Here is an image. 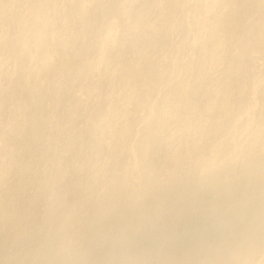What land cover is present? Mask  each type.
<instances>
[{
    "label": "bare ground",
    "instance_id": "bare-ground-1",
    "mask_svg": "<svg viewBox=\"0 0 264 264\" xmlns=\"http://www.w3.org/2000/svg\"><path fill=\"white\" fill-rule=\"evenodd\" d=\"M0 264H264V0H0Z\"/></svg>",
    "mask_w": 264,
    "mask_h": 264
},
{
    "label": "rangeland",
    "instance_id": "rangeland-1",
    "mask_svg": "<svg viewBox=\"0 0 264 264\" xmlns=\"http://www.w3.org/2000/svg\"><path fill=\"white\" fill-rule=\"evenodd\" d=\"M121 56H122V55H121ZM121 56H119V57L116 56V57H118V59H115L116 57L114 58V60H116V61H114V67H115V66H116V67H117V66H121V65L124 63V56H122L123 58H122ZM121 58H122V59H121ZM119 59H121L122 61L119 60ZM117 62H118V63H117ZM119 62L122 63V64H120ZM119 64H120V65H119ZM195 70H196V69H195ZM112 74H113V71L111 70L110 73L107 75L108 77L106 76V77L102 80V83H103L102 85H103V88H104L105 91H108V90L110 89V87H108V86H111V88H112V87H113V84H115V82H116L115 79H114V81H113L114 76H110V75H112ZM111 77H112V80H111ZM104 80H105V81H104ZM108 80H109V81H108ZM106 81H108V82H106ZM112 81H113V83H112ZM104 83H105V84H104ZM109 83H110V85H109ZM106 84H107L108 86H107ZM107 88H108V89H107ZM106 89H107V90H106ZM179 96L181 97V95H178L176 99H180V98H178ZM56 184H57V180H56ZM48 190H49V191L53 190V191H52V192H54L53 196H54V195L57 196V195H56L57 192H55V189H54V188H53V189H48ZM49 191H48L47 193L50 194V196H52V192L50 193ZM56 191H57V190H56ZM70 203H71V202H70ZM254 203L258 205V203H256V202L251 203V204H250V207L253 208V209L257 207V205L255 206ZM67 205H68V204H67ZM252 205H253V206H252ZM250 207H248V208H250ZM249 210H250V209H249ZM252 212H253V211H249L248 214H247V213L243 214V215L241 216L242 219L239 217V219H238V223H242V222L244 223V220L246 221V220L251 216ZM158 214H159V213H157V216H158L159 218H161ZM245 215H247V216H245ZM244 216H245V218H243ZM243 219H244V220H243ZM256 219L258 220L259 218H256ZM239 220H240V221H239ZM161 221H162V220H161ZM161 221H160V222H161ZM164 221H165V223L162 221L163 223H161V224H166V220H164ZM184 225H185V224H183V226H184ZM183 226L181 225V226L179 227V229L176 228L175 230H174V229L171 230V233H170V234L177 233L178 230L182 229L181 227H183ZM185 226H186V225H185ZM185 226H184V227H185ZM177 229H178V230H177ZM176 230H177V232H176ZM172 231H174V232H172ZM180 231H181V230H180Z\"/></svg>",
    "mask_w": 264,
    "mask_h": 264
}]
</instances>
